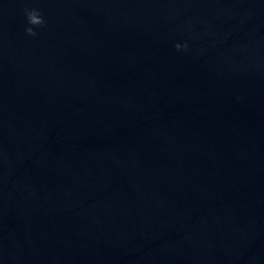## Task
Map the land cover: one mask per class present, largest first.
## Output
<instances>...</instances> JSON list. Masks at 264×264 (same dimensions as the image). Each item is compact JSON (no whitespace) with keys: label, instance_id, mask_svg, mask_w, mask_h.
Returning <instances> with one entry per match:
<instances>
[{"label":"water","instance_id":"water-1","mask_svg":"<svg viewBox=\"0 0 264 264\" xmlns=\"http://www.w3.org/2000/svg\"><path fill=\"white\" fill-rule=\"evenodd\" d=\"M0 264H264V0H0Z\"/></svg>","mask_w":264,"mask_h":264},{"label":"clouds","instance_id":"clouds-1","mask_svg":"<svg viewBox=\"0 0 264 264\" xmlns=\"http://www.w3.org/2000/svg\"><path fill=\"white\" fill-rule=\"evenodd\" d=\"M25 15L27 18V23L28 25H30L29 27L25 28V32L29 36H35L36 35L35 28L42 27L45 24V21L41 16L40 12L36 9H32V10L26 9ZM180 47L181 46L179 44L176 45L177 50H179Z\"/></svg>","mask_w":264,"mask_h":264}]
</instances>
